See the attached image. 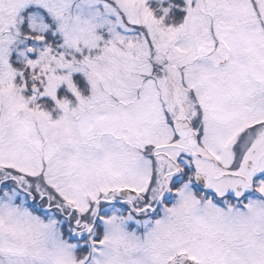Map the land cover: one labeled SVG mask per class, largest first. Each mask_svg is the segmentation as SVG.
<instances>
[{
	"label": "snow or ice",
	"instance_id": "6c2138e0",
	"mask_svg": "<svg viewBox=\"0 0 264 264\" xmlns=\"http://www.w3.org/2000/svg\"><path fill=\"white\" fill-rule=\"evenodd\" d=\"M0 264H264V0H0Z\"/></svg>",
	"mask_w": 264,
	"mask_h": 264
}]
</instances>
